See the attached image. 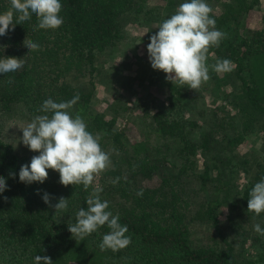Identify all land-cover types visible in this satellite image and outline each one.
Segmentation results:
<instances>
[{
    "label": "trees",
    "instance_id": "16d2710c",
    "mask_svg": "<svg viewBox=\"0 0 264 264\" xmlns=\"http://www.w3.org/2000/svg\"><path fill=\"white\" fill-rule=\"evenodd\" d=\"M60 2L58 29L36 30L33 15L0 37V58L24 61L0 74V177L7 185L0 264H34L36 255L53 264H264V235L254 230L264 229V213L247 212L249 193L264 178V15L261 27L248 24L262 0H206L227 35L209 48L210 79L196 90L167 81L147 53L150 37L186 0ZM9 8L10 0H0V13ZM26 38L39 50L28 52ZM222 59L232 61L231 72L212 70ZM77 95L67 111L81 116L111 160L98 186L65 187L53 170L43 184L20 182L21 166L39 153L12 131L21 138L36 116H51L38 111L45 100ZM93 191L127 226V248L100 250L107 225L83 241L68 231ZM44 192L52 204L69 199L67 210L55 215Z\"/></svg>",
    "mask_w": 264,
    "mask_h": 264
},
{
    "label": "clouds",
    "instance_id": "9594fccd",
    "mask_svg": "<svg viewBox=\"0 0 264 264\" xmlns=\"http://www.w3.org/2000/svg\"><path fill=\"white\" fill-rule=\"evenodd\" d=\"M61 10L60 0H10V8L0 13V37L14 30L16 24L30 20L33 15L38 21L36 30L58 29L63 24ZM211 12L212 8L206 0H186L180 4L150 37L147 53L152 69L165 73L166 80L172 84L186 85L191 90L199 89L207 82L210 79L206 64L209 48L219 47L227 35L216 29ZM24 46L28 52L39 50V45L27 38ZM23 63V59L15 57L0 58V74L18 71ZM232 67V61L222 59L212 65V70L222 74L231 72ZM78 100V95L67 102L57 103L51 98L45 100L38 111L51 113V116L38 115L23 128V145L39 154L31 158L30 164L21 166L20 182L43 184L48 179V170H53L59 173L61 185H83L87 190L94 178L110 166L109 154L102 150L98 139L87 130L85 121L79 114L73 118L67 111ZM10 175L15 178V174ZM6 190V180L0 177V193ZM36 194L40 195V191ZM249 197L247 212L256 216L264 213V178L253 186ZM52 199L50 194L43 193V202L54 210L55 215L67 210L69 199L60 197L55 204L51 203ZM86 203L87 209L81 208L76 213V223L67 226L72 237L83 241L98 228L107 225L111 231L103 236L100 250L117 252L127 248L131 244V237L126 235L127 226L119 223V215L106 211L108 201L102 202L99 192L93 191ZM254 230L264 235V229L259 224L254 226ZM34 264L53 262L47 255H36Z\"/></svg>",
    "mask_w": 264,
    "mask_h": 264
},
{
    "label": "rangeland",
    "instance_id": "374dc122",
    "mask_svg": "<svg viewBox=\"0 0 264 264\" xmlns=\"http://www.w3.org/2000/svg\"><path fill=\"white\" fill-rule=\"evenodd\" d=\"M260 7L261 8L253 14V17L251 18V20L248 23L250 28L257 29V28L261 27V17H262V15H264V0H262ZM134 34H138V32H135ZM139 34L141 35L140 31H139ZM142 49L139 50L138 54L141 56H144L143 54L145 53V50L143 51ZM12 132L14 134H16L12 139H21V141H22V137L21 138L19 137V133L17 134V133H15V131H12ZM241 148H243V147H240L239 149L241 150ZM92 186H93V188H96L98 186V176H96L94 178Z\"/></svg>",
    "mask_w": 264,
    "mask_h": 264
}]
</instances>
